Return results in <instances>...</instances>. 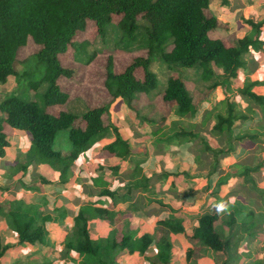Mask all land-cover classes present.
I'll return each instance as SVG.
<instances>
[{
    "label": "trees",
    "instance_id": "1",
    "mask_svg": "<svg viewBox=\"0 0 264 264\" xmlns=\"http://www.w3.org/2000/svg\"><path fill=\"white\" fill-rule=\"evenodd\" d=\"M209 2L210 0H0V84L5 83L9 76L17 77L15 65L19 62L18 53L26 46L29 37L38 49L20 62L36 57L41 67L40 76L35 70L23 73L29 77L28 87L33 92L32 99L23 100L12 94L0 100V158L10 145L9 129L22 130L29 135L30 147L23 156L24 160L15 161L11 170H25L30 164H45L58 174V183L67 184L73 178L71 167L75 160L91 148L110 126L115 140L104 149L122 159L130 157L133 172L141 173L140 163L144 158L133 157L129 141L123 139L112 124H105L104 117L117 99L124 101L140 124L155 126L151 131L155 136L153 143L156 140L181 143L183 141L179 140L186 142L194 139L196 133L178 128L180 120L194 117L201 103L209 98L218 85L228 88L231 80L237 76L238 69L245 64L244 55L251 49L262 50L264 44L258 37L245 36L231 41L213 38L210 32L218 26V21L204 12ZM89 22L95 30L92 40L76 41L75 35L85 31ZM249 22L257 31L262 25ZM109 26L119 30L122 37L129 35L131 43L113 51L128 54L130 58L122 70L115 72L112 56L107 55L103 84L111 100L101 106H85L81 114L70 110L59 111L67 102L69 94L60 86L58 79L74 75L72 69L62 64L66 60L64 54L71 47L73 61L82 65L89 64L104 51L94 49L88 53L89 47L98 37L106 35ZM139 29L144 30V46H131ZM77 49L85 55L84 59L77 57ZM141 51L145 53L143 56L139 55ZM153 58L163 66L159 68L162 75L160 88L159 75L152 67ZM180 68L194 70L196 86L192 90L187 88L179 75ZM216 69L221 72L217 73ZM45 83L48 86L42 95L43 102L40 103L36 99V90ZM259 84L248 82L240 89V93L264 113V95L253 91L254 86ZM142 95L147 96V101L140 105ZM223 103L224 110L217 111L214 106L210 111L215 112L212 128L214 134L218 136L225 133L236 141L244 138L259 141L264 132L246 131L231 136L235 120H243L246 116L235 111L234 102ZM44 105L51 109L47 110ZM171 112L178 119L171 121L168 126L163 120ZM61 130L68 132L69 147L66 152L54 146V140ZM259 168L260 166L247 167L242 174L248 176L249 171H257ZM166 175L159 173L157 176L164 178ZM102 180L101 174L93 178L94 185L102 186L99 195L111 197L113 204L120 201L118 193L107 189V183ZM48 182L46 178L40 177L39 184ZM136 184L152 191L153 187L148 188L147 183ZM19 185L25 190L42 191L41 185ZM121 199L125 200L127 197ZM47 203L45 197L41 198L39 205L18 199L0 202V215L5 217L9 227L17 234L19 244H46V223L63 220L65 213L55 209L53 212L59 213L53 218L48 209H45ZM98 203H101L100 200L80 205L73 217V226L63 241L65 254L72 251L79 255V264H116L119 254H144L154 243L157 251L154 258L149 259V264H174L172 245L167 235L158 228L154 234L143 233L138 237L123 232L119 239L115 237V233L107 239L92 238L89 231L90 219L99 218L113 224L118 217V212L97 206ZM232 210L228 218L222 221L228 227L227 233L220 231L216 225L219 220L217 213L203 212L198 216L197 225L188 237L191 246L186 251L187 260L206 249L215 255L224 256L222 264H234L233 250L239 239L233 237L231 229L236 222L234 213L240 211L238 206ZM252 213L247 212L249 217ZM247 222H242L234 233L250 234L251 221ZM157 226H161L167 233H183L185 230L183 220L174 215L157 221ZM8 248V245H2L0 241V259ZM42 264L50 262L46 260Z\"/></svg>",
    "mask_w": 264,
    "mask_h": 264
},
{
    "label": "crops",
    "instance_id": "2",
    "mask_svg": "<svg viewBox=\"0 0 264 264\" xmlns=\"http://www.w3.org/2000/svg\"><path fill=\"white\" fill-rule=\"evenodd\" d=\"M204 12L208 16L215 17L218 21V26L210 32L213 38L231 41V39L234 38L249 36L247 34L253 32L252 35L249 36L250 38L258 37L261 41H264V0H210ZM249 21L255 24L262 23V25L257 31L248 23ZM246 25H248V27ZM144 54L143 51L139 53V55L142 56ZM257 54H259V52L251 49L244 55L245 64L238 69L237 76L233 81L241 77L244 78V81H246L247 78L254 80L251 75L253 74L252 69L255 68V66L252 67L251 65L254 59L253 56H258ZM119 55L124 54L120 52ZM124 58L126 59V57ZM62 64L79 75L78 68L82 64L73 60L70 62L65 60ZM186 70L185 84L188 79L191 81L194 80V70L190 68H186ZM181 72H184L183 69ZM216 72L219 73L221 70L216 69ZM85 73L91 74V71L85 70ZM104 79L100 88L93 89L90 87L89 90H94V92L90 94L88 91H86L85 94L79 93L76 90V86H73V90L72 86L70 89H65L63 87V89L68 92L69 97L67 102L59 108V111L70 110L77 114H81L85 106H101L108 103L111 100V96L104 88ZM60 80H62V77L58 79V83ZM233 81L230 82L228 88L223 85H218L210 94L209 98L201 103L200 108L210 100L211 95L218 87L230 90ZM263 82L264 80L259 81L258 83L260 84L254 86L253 91L257 94L264 95V93H262L264 90ZM241 86L242 85H240V89L243 87ZM146 101L147 96L142 95L139 104H144ZM157 103L161 106L159 99H157ZM213 107L214 106L209 109L205 108L204 110L210 112ZM121 112L123 117L120 115ZM104 118H106L105 124H112L122 138L129 141L131 151L134 152L133 157L144 158L143 162L140 163L141 173L137 174L133 172L134 167L130 161V157L122 159L104 149L106 145L115 140L113 128L110 126H108L107 131L104 132L101 138L91 148L81 153L75 160L71 167L73 178L67 184L58 183V174L45 164H30L25 170L13 171L11 170V165L17 160L20 162L24 160L23 156L29 148L30 140L26 132L18 129H9L8 138L10 145L5 148L4 156L0 158V202L8 199H18L28 204L39 205L41 198L45 197L48 202L45 209H48L53 218L59 213L53 212L55 209L65 213V216L61 222L54 220L46 223L48 231L46 244H40L39 242L34 244H19L17 234L15 233V237L11 235L10 232L13 230L9 227L5 217L0 215V241L2 245L9 246L1 258L4 257L5 253L12 251L16 247L25 248L24 246H27L28 249L22 256L25 259L34 256L39 259V264H42L46 260H48L50 264H79V255L72 251L67 254L64 253L63 241L73 226V217L77 214L80 205L88 201L100 200L101 203L96 204L97 206L118 212V217L114 219L113 224H108L103 219L99 218L90 219L89 231L92 238L107 239L108 237L111 238L115 233V237L119 239L123 232L132 233L138 237L143 233L154 234L155 230L158 228L162 233L167 235L172 245V261L174 264H222L224 259L223 256L216 257L212 254L213 252L206 249L201 252V254L196 253V255L192 256L189 260L186 259V251L189 246H191L188 237L192 234L193 228L197 225L198 216L205 211L212 213L209 209L210 206L202 211L198 209L197 205L202 203L203 199L199 194L205 191L211 192V195L216 194L214 192L215 188H213L214 184H211V182L216 181L217 177H210V174L205 171L198 172L191 168L180 169L179 160L175 158V153L172 152L173 149L177 148L174 144H158V146L161 147L160 151L172 157L170 161L166 162L164 165L159 164V159L162 162L163 158L156 155L158 153H156L155 146H153L155 136L151 131L155 129V126L140 124L131 114L122 99H117L112 103L110 111ZM119 118L120 120L123 119L120 125L115 122V120ZM177 119L178 118L172 112L167 117L169 122ZM58 147L66 152L69 145L66 147L62 145ZM9 150H11L10 153ZM160 165L162 168H158ZM176 167H178L177 171ZM159 173L173 175L174 179L171 182L174 184L171 185V182H167L165 184L166 187H162L161 184L165 178H158L157 175ZM99 174L103 176L102 181L107 183L106 188L118 193L120 201H116V203L113 204L111 197L99 195L102 186L93 184V178ZM188 176L192 177L191 180H193L195 184L191 187L187 186V189H185L186 193H191V195L198 193L196 199L193 198V202H188L183 198L179 200L176 197L177 202H173L172 199L174 195L170 192L171 187L176 186L177 180L187 184L185 180L189 179ZM40 177L46 178L49 182L38 184L40 182ZM153 177L160 181L159 184L153 182ZM137 182L147 183L148 188L151 186L153 187L152 191L151 189L145 190L141 188L136 184ZM227 182L229 181L227 180ZM19 183L41 185L42 191L39 192V190L35 189L25 190ZM212 188L213 190L211 191ZM229 189H227V191ZM227 191L224 194H226ZM156 193L170 194L172 198L169 199L164 197V195H160L159 197L162 201V205L158 203L159 198ZM124 196H126L127 199L122 200L121 198ZM129 196L132 197L131 201L128 200L131 198ZM221 196L222 194L220 195L219 201L224 198ZM219 201H215L214 197L211 200L212 203H217ZM235 201L236 200L227 201L226 207L214 211L219 215V220L218 223L216 222V225L225 227V233L228 232V227L223 225L222 221L228 218V213L233 209V207L230 208L228 204L232 205ZM222 214L226 215V217L221 218ZM241 214L242 213H240V215ZM171 215L183 220L185 229L183 233H167L161 226H157V221ZM234 227L235 224H233V228ZM246 235L248 234L245 233L241 235V232L236 234V237L239 239L237 244L238 247L235 248L236 250L239 248L242 249L240 245ZM251 244H253L252 241L250 245ZM250 245L249 247H251ZM247 247L248 246L245 245L243 249ZM156 251L155 244L152 243L144 254H119L116 264H149V259L154 258Z\"/></svg>",
    "mask_w": 264,
    "mask_h": 264
},
{
    "label": "rangeland",
    "instance_id": "3",
    "mask_svg": "<svg viewBox=\"0 0 264 264\" xmlns=\"http://www.w3.org/2000/svg\"><path fill=\"white\" fill-rule=\"evenodd\" d=\"M248 23L250 24V22ZM88 26L89 27L85 31L78 32L75 35L76 41L79 42L84 39L92 40L95 30L92 28L91 22L88 23ZM246 26L248 27V25ZM252 33L253 32H249L247 35L251 36ZM135 37L136 40L131 46H144V30L139 29ZM129 42V35H127L126 37H122L120 36L119 30L109 26L106 35L103 38L98 37L94 44L90 46L87 51L88 53H90L94 49H104L103 53L92 59L89 64L81 65L78 68L79 75L74 73L72 77L67 78L68 80L66 79V77H62V80L59 81V84L61 83L62 88L64 87L65 89H70L72 86V90L74 88L73 86H76V90L79 93L81 92L83 94H85L86 91H88L89 94L94 92V90L91 91L89 89L90 87H92L93 89H97L102 86L106 71L105 65L107 61V55L112 56L113 69L115 72L122 70V68H124V66L128 64L129 61L127 60H130L128 54L122 53L124 55H119L120 52L114 53L113 51L116 48L128 46L129 44H131ZM262 42L264 43L263 40ZM37 49L38 46L29 37L26 46L21 48L18 53L19 62H17L15 65V68L18 72L17 77L9 76L5 83L0 84V100L12 94L18 95L23 100H30L33 98V92L28 87L29 77L23 73L24 71L32 72L35 70V72H37V74L40 76L39 71H41V67L39 66V62L36 57H31L26 62L20 61H23L26 57H29L30 54L35 52ZM71 49L72 48L69 47V52L67 51V53L64 54L68 62L72 60ZM76 51V55L79 59L85 58V55L79 49H77ZM257 52H259V54H257L258 56H253L254 59L252 60L253 62L251 65L252 67L255 66V68L252 69L253 74L251 75V77H253L252 79L254 80H251V78H247L246 81H244L243 77L234 81L232 79L231 81H233V85L230 90H225L224 88L218 87L217 90L211 95L210 100L196 112L194 117H191L189 120H180V123L177 125L178 128L186 129L190 132L196 133L197 136L194 139L188 140L186 142L184 140L174 139L183 141L181 143H164L162 141L156 140L157 142H154L153 144V146H155V151H157L156 153H158L156 155H159L161 156V158H163L162 162L159 159V164L164 165L166 162H169L172 157L167 156V153L160 151L161 147H159L158 144H174L177 148L173 149L172 152L175 153V158L179 160L178 163H180V169L183 170V168H191L198 172L205 171L206 173L210 174V177H217L216 181L211 182V184H214L213 188H215L214 192L216 194L211 195L212 193L208 191L201 193L202 195L199 194L203 197V199L202 203L198 204L197 207L202 211L206 207L208 208V206H210V211L214 212L218 209H223L224 207H226L227 201L236 200L232 205L228 204L230 208L238 206L240 211H236L234 213L237 221L235 222V227L231 229V232H233V237L236 236V234L234 233L235 228L237 229L242 222L248 223L247 221H251V235H246L245 239L241 242L240 247H242V249L239 248L238 250H233L235 256L234 264H264V134L260 136L259 141H252L249 138H244L243 140L236 141L233 140L234 137L230 139V136L225 133L217 136L212 130L213 124L215 122V112H208L204 109H209L212 106H215L217 111H222L224 110L223 102L232 101L235 104V111L245 115L246 118L243 120H235V126L232 129L231 136H236L246 131L258 133L264 132L263 111L253 102L249 103L247 100H245L240 93V85L243 86L248 82H259L264 80V44L263 49ZM123 56L126 57V59ZM152 67L159 75L158 88H160V77L162 75L159 70L163 66L159 65L158 61L153 58ZM182 69L184 71L183 73L181 72ZM85 70L91 71V74L85 73ZM186 71V68L179 69V75L183 80H185ZM47 86L48 85L45 83L41 85L38 90H36V99L40 103L43 102L42 95L47 89ZM186 86L189 90H191L196 85L194 80L191 81L190 79H188V81L186 82ZM262 93H264V90ZM196 98H198L197 94ZM44 107L47 110L51 109V107L49 106L44 105ZM120 115L121 117H123L122 112L120 113ZM117 120H115L116 124H122L121 122L123 119L120 120L119 118ZM163 122H165L166 125L168 124V126L171 123L168 122L167 118L164 119ZM61 145L64 147L69 145L67 130H61L54 140V146ZM10 152L11 150H9V153ZM257 166H260V168L257 171L249 172L248 176L242 174L247 167L256 168ZM158 168H162V166L160 165ZM177 170L178 167H176V171ZM164 178L165 179L161 184L162 187H166L165 184L167 182H171L174 179V176L171 174H167ZM188 178L189 179L185 180L187 184L181 182L180 180H177L176 186L171 187L170 192L172 195H174V198L172 199L173 202H177L176 197L179 200L183 198L188 202H193V198L196 199V195L198 193L192 195L191 193H186V187H191L195 184V182L191 180L192 177L188 176ZM152 180L157 184H159L160 182L155 177H153ZM227 180L229 182H227ZM172 184L174 183L171 182V185ZM213 188L211 189V191L213 190ZM227 189L229 190L227 191ZM226 191L227 193L224 194ZM221 194V197L224 198L219 201ZM156 195L159 198V202H162L159 197L160 195H164V197H167L169 199L172 198L170 194L166 193H156ZM212 196L215 198V201L219 202L212 203ZM128 200L131 201L132 197ZM248 211L253 212L250 217L249 214H246V212ZM240 213L242 214L240 215ZM225 217L226 215H221V218ZM218 228L220 231L224 230L225 232V227L219 225ZM10 233L13 237H15L16 234L14 231ZM243 234H245V232H241V235ZM251 241L253 244L250 245ZM245 245L248 247L243 249ZM249 245L251 247H249ZM24 247L25 248L16 247L12 251L5 253L4 257L1 258L0 263L39 264V259L35 258L34 256L28 259H25L22 256V254L28 249L27 246ZM237 247L238 245H236V248ZM212 254L215 255L214 253ZM215 256L219 257L217 254Z\"/></svg>",
    "mask_w": 264,
    "mask_h": 264
},
{
    "label": "clouds",
    "instance_id": "4",
    "mask_svg": "<svg viewBox=\"0 0 264 264\" xmlns=\"http://www.w3.org/2000/svg\"><path fill=\"white\" fill-rule=\"evenodd\" d=\"M222 207V206H221Z\"/></svg>",
    "mask_w": 264,
    "mask_h": 264
}]
</instances>
